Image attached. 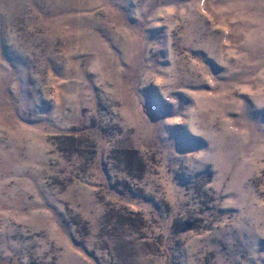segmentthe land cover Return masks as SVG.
Returning a JSON list of instances; mask_svg holds the SVG:
<instances>
[{
    "label": "rangeland",
    "instance_id": "1",
    "mask_svg": "<svg viewBox=\"0 0 264 264\" xmlns=\"http://www.w3.org/2000/svg\"><path fill=\"white\" fill-rule=\"evenodd\" d=\"M0 264H264V0H0Z\"/></svg>",
    "mask_w": 264,
    "mask_h": 264
}]
</instances>
